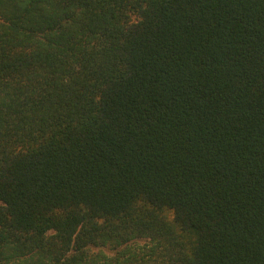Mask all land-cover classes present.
Masks as SVG:
<instances>
[{
	"label": "trees",
	"instance_id": "trees-1",
	"mask_svg": "<svg viewBox=\"0 0 264 264\" xmlns=\"http://www.w3.org/2000/svg\"><path fill=\"white\" fill-rule=\"evenodd\" d=\"M0 264H264V0H0Z\"/></svg>",
	"mask_w": 264,
	"mask_h": 264
}]
</instances>
